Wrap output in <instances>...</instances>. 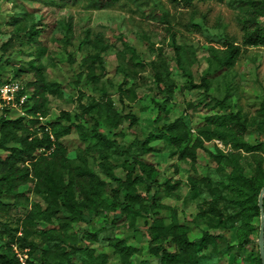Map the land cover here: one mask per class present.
<instances>
[{
	"label": "rangeland",
	"instance_id": "obj_1",
	"mask_svg": "<svg viewBox=\"0 0 264 264\" xmlns=\"http://www.w3.org/2000/svg\"><path fill=\"white\" fill-rule=\"evenodd\" d=\"M255 6L263 11L264 0H0V78L20 81L32 95L29 83L38 68L46 85L39 121L47 124L66 111L81 126L61 140L69 164L101 179L108 202L126 201L131 192L141 196L120 223L113 222L110 210L94 214L82 206L78 214L61 196L59 211L47 219L37 211H45L53 196L36 187L39 168L53 164L40 152L19 188L21 204L13 194L0 196L6 204L0 206V251L12 236L26 237L35 245L33 264H65L75 247L93 248V257L108 255L105 264H159L151 239L173 250L167 233L176 217L192 240L210 236L207 246L189 255L192 264H263L261 215L244 218L236 204L244 176L264 182V43L247 42L255 29L252 18L264 23ZM231 44L238 46V56L222 67ZM99 55L102 62L93 63ZM202 80L209 87H197ZM32 104L9 105L0 115L27 116ZM109 115L120 119L119 125ZM179 117L188 134L182 145L164 138L149 142L150 151L143 149L149 133ZM96 120L104 138L90 132ZM239 126L246 129L243 140L260 144L258 150L233 146ZM215 129L224 130V139H207L205 132ZM194 144L196 158L179 157ZM104 153L112 169L104 166ZM7 155L0 149V156ZM135 156L154 167L152 178L115 195L114 178L126 177ZM57 167L67 177V168ZM133 173H140L138 166ZM74 198L82 203L78 194ZM30 213L36 218L24 225ZM249 230L255 242L229 251ZM115 239L137 251L122 257ZM75 257L77 262L82 254Z\"/></svg>",
	"mask_w": 264,
	"mask_h": 264
},
{
	"label": "trees",
	"instance_id": "obj_2",
	"mask_svg": "<svg viewBox=\"0 0 264 264\" xmlns=\"http://www.w3.org/2000/svg\"><path fill=\"white\" fill-rule=\"evenodd\" d=\"M107 1L117 2L118 0ZM175 1H184L187 4L192 2V0ZM253 10L258 14L260 13L261 18L264 19V9L261 11L255 6ZM252 19L255 29L247 35V42L250 44H263L264 23L257 20V17H253ZM37 34L38 31L31 32L30 38L35 41ZM238 49V46L234 44L230 45L227 56L221 60L222 67H229L234 64L239 53ZM176 50L178 57L181 58L180 48L176 47ZM87 61L88 60H86V62ZM91 61L93 63H101L102 57L99 55L94 57ZM89 66L93 69L92 63ZM94 77V75L91 76L92 79H95ZM6 81L8 80L0 78V84ZM29 84L34 87V92L32 95H28V99L23 105L27 106L30 100L33 101L32 106L27 109L28 115L14 119L0 115V149L8 152L6 157L3 158L0 156V196L5 195V193L13 194L17 198L15 202L21 204L18 201V197L22 195L19 188L30 177L32 171L31 166H37L38 163L36 159L38 158V154L40 152H47L48 154L44 157V160H50L53 165L52 167L45 166L39 168L38 178L41 183H38L36 188L39 192H46L53 196V199L49 202L45 211L38 210L37 212L44 214L47 219H50L51 216L59 211L57 197L61 196L66 199V204L78 214H82V206H85L94 214L102 210H110L113 212V222L120 223L123 221V219L128 217L129 211L132 210V203L140 202L141 196L131 192L126 195V201L108 202L103 196V181L101 179L86 168L72 167L66 157L67 148L61 140L63 137L71 134L73 129L77 130L81 126L77 121L72 120L70 114L66 111H63L55 121L47 124L41 123V121H39V114L44 104L46 85L38 68L34 80ZM202 85L209 87L207 80H202L201 83L196 86L199 87ZM22 93L28 94V88L25 87ZM161 108L162 107H159V110H161ZM113 116L114 115H109L111 119H113ZM62 119H66L67 123H62ZM113 120H115V125H119L120 119L115 118ZM223 123L224 121H221V124ZM245 131V128L239 126L238 131L232 133L234 139L233 146L237 149H245L246 151L258 150L261 147L260 144L251 145L243 140V132ZM87 132L104 138L98 132L97 120L90 132ZM205 135L207 139H212L215 136L224 139L225 136L224 130L222 129H215L213 132L206 131ZM164 138H167L174 145H182L188 138L184 119L179 117L172 122L161 124L156 133H149L143 143V149L145 151H150L151 148L147 145L149 142ZM197 143L201 145L203 140L197 138ZM198 144L186 147L179 157L196 158V147ZM108 157L109 155L104 153L103 164L108 169H112ZM132 163H134V166L127 172L126 177L114 178L115 187H113V191L115 195L119 194L123 188L132 190L138 182L148 181L152 178L154 172V167L152 165L146 163L138 156L134 157ZM57 165L67 168V177L63 175L62 168H58ZM135 166H138L140 169V173L136 176H134L133 173ZM172 187H175V185H172ZM263 187L264 182H256L254 179L244 176L243 182H241L238 187L236 199L238 213H240L242 217L252 219L261 215L259 195ZM75 194H78V197L82 198V203H76V199L74 198ZM0 206L5 207L6 204L0 201ZM35 214L36 213H30L27 217L28 219L22 223L25 225L28 221L33 222L36 218ZM153 214L155 217L157 216V212L154 210ZM0 224L4 223L0 221ZM157 224V220L154 219L149 227L152 234L155 232V228L158 226ZM42 233L49 234V231L45 230ZM167 235L170 237L171 243L173 244V250L156 243L157 237H152L150 242L151 251L157 257L159 264H192L189 258L191 252L207 246L210 242V236L207 232L201 238L192 240L189 236V228L185 224L180 223L176 217ZM254 242L255 239L252 236V232L249 230L244 235L240 245H229L228 249L231 251L233 247H236L237 252V250L247 249L248 246ZM13 245L18 246L27 264H33L34 243L28 242L26 237L13 236L11 241L6 244V250L4 252L0 251V264H21L19 257L14 251ZM113 245L122 257L130 256L137 251L135 247L126 244L122 239H115ZM27 248H29V250ZM79 253L82 254L81 259L77 260L80 264H105L108 260V255L93 257V248L75 247L67 257L65 264H78L75 261V256Z\"/></svg>",
	"mask_w": 264,
	"mask_h": 264
},
{
	"label": "built area",
	"instance_id": "obj_3",
	"mask_svg": "<svg viewBox=\"0 0 264 264\" xmlns=\"http://www.w3.org/2000/svg\"><path fill=\"white\" fill-rule=\"evenodd\" d=\"M24 86L18 80H8L0 84V110L5 107L22 106L26 103L28 95L22 93ZM14 251L19 257L21 264H27L24 255L17 245H13Z\"/></svg>",
	"mask_w": 264,
	"mask_h": 264
},
{
	"label": "water",
	"instance_id": "obj_4",
	"mask_svg": "<svg viewBox=\"0 0 264 264\" xmlns=\"http://www.w3.org/2000/svg\"><path fill=\"white\" fill-rule=\"evenodd\" d=\"M259 207L261 210V225L258 237V244L260 249V257L262 263L264 264V187L262 188L261 193L259 195Z\"/></svg>",
	"mask_w": 264,
	"mask_h": 264
}]
</instances>
